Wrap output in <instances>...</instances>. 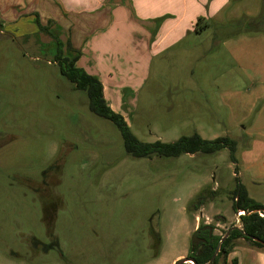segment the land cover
I'll list each match as a JSON object with an SVG mask.
<instances>
[{
    "label": "rangeland",
    "instance_id": "obj_1",
    "mask_svg": "<svg viewBox=\"0 0 264 264\" xmlns=\"http://www.w3.org/2000/svg\"><path fill=\"white\" fill-rule=\"evenodd\" d=\"M28 7L26 20L0 21V264H170L188 254L198 212L187 206L204 187L219 189L214 202L229 218L238 183L264 205L263 14L252 18H260L257 31L239 26L244 9L236 19L225 12L204 21L202 31L195 25L180 46L140 67L133 55L121 57L127 67L119 63L117 49L81 65L103 77L106 67L119 66L105 96L140 141L172 143L195 132L228 137L237 143L234 164L228 149L128 156L117 127L93 114L86 93L61 74L56 41L38 26L70 40L65 54L75 58L97 20L64 13L55 0H29ZM221 226L218 235L231 227Z\"/></svg>",
    "mask_w": 264,
    "mask_h": 264
},
{
    "label": "crops",
    "instance_id": "obj_2",
    "mask_svg": "<svg viewBox=\"0 0 264 264\" xmlns=\"http://www.w3.org/2000/svg\"><path fill=\"white\" fill-rule=\"evenodd\" d=\"M261 0H55L57 7L64 13L73 16H83L90 19L97 20L96 28L91 37L88 39L82 54L79 56L77 65L81 68L84 58L91 57H107L113 56L112 53L108 55L111 49L119 50L117 60L119 63L127 67V64L122 58L133 55L137 57L133 60V66L140 67L141 62L148 64L149 56L159 53L161 51L172 50L180 46L188 36L194 35V28L199 19H205L208 24L212 21L221 18L223 13L228 12L227 15L231 19L239 18L240 10L244 9L246 17L254 18L262 15L264 18V7L259 6ZM239 2L234 6V3ZM29 0H0V21L3 24L10 25L13 22L27 19ZM259 6V7H258ZM249 8V9H248ZM131 25L130 34L125 33L123 27ZM264 34V33H263ZM115 37H121L123 45L116 44L114 47L104 44L111 41ZM127 41V45L124 43ZM130 41V42H129ZM142 43V44H141ZM128 47V48H127ZM123 48L122 50H120ZM124 53V54H123ZM75 56V57H76ZM122 57V58H121ZM101 66V65H100ZM130 70L132 64L129 65ZM102 67V66H101ZM114 64L111 67H106L107 75L97 76L92 71L85 70L99 78L104 87V98L106 99V91L110 85H113V80L117 81L118 76L116 70L119 71V66L115 68ZM118 67V68H117ZM125 67V68H126ZM124 68V69H125ZM129 70V67L126 69ZM100 73L102 68L98 70ZM130 71V73H132ZM96 72V71H94ZM261 94L264 98V35L260 38L259 51V79ZM130 86L126 87L129 89ZM124 87L123 90L126 89ZM123 100V98H122ZM121 100V101H122ZM118 103V101H116ZM239 176V173H238ZM215 191V189H213ZM231 193V192H230ZM249 196V195H248ZM227 198L229 197L226 196ZM260 205V201L256 198H251ZM221 201V200H220ZM218 203L212 202L208 206H204L195 214L194 224L191 228V235L196 231L200 221H205L209 224L211 219L217 215H222L226 218L228 227L241 225L237 224V217L229 218L217 208ZM264 206V205H262ZM235 223V224H234ZM217 228H222L220 224ZM217 230L216 232H218ZM243 239L236 241V247L229 255L228 261L233 259L238 260V264H264V248L259 249L243 244ZM187 255L180 254L176 256L170 264H176L178 261L186 258Z\"/></svg>",
    "mask_w": 264,
    "mask_h": 264
},
{
    "label": "trees",
    "instance_id": "obj_3",
    "mask_svg": "<svg viewBox=\"0 0 264 264\" xmlns=\"http://www.w3.org/2000/svg\"><path fill=\"white\" fill-rule=\"evenodd\" d=\"M264 7V6H263ZM262 18V16H261ZM260 18L244 17V23L239 22L247 31H257L254 27ZM205 19L197 21V32H200L208 26L201 24ZM40 29L48 33L56 41L55 61L60 67L61 74L71 83L76 89L86 93L89 101V110L96 116L110 121L119 130L123 139L124 149L128 156L134 159L146 158H178L182 155L205 154L212 155L220 152L223 149L230 151L231 160L237 164L236 150L237 143L228 138L220 137L215 140H205L198 133L191 136H184L172 143H163L156 141L153 143H144L140 141L131 131L130 126L125 121L124 117L113 111L110 105L104 98V87L102 81L94 75L89 74L86 70L77 65L79 56L70 58L65 54L67 49L71 51L72 44L68 40L62 42L58 36L53 34L47 27L38 22ZM80 54V53H78ZM236 179L238 176V167L236 168ZM220 194L219 189L212 190L210 187H204L188 204L187 212H198L204 206L214 202ZM233 211L237 214L239 211L245 212V215L240 218L241 228L232 229L229 227L227 231L222 232V235L216 233L219 228L217 225H226L227 220L222 215H217L214 218V223L207 224L200 221L198 228L191 235L189 249L186 258L193 259L197 264H208L216 255L213 264H238L237 259L228 261L229 255L236 247V241L243 239L250 246L263 249L264 245L255 242L252 238H257L264 242V219L258 215L259 211L264 212V206L260 205L251 199L245 187L238 183L235 190L232 192ZM230 230L229 236L222 242V238ZM179 262V261H178ZM177 262V263H178ZM176 263V264H177ZM191 264V263H183Z\"/></svg>",
    "mask_w": 264,
    "mask_h": 264
},
{
    "label": "water",
    "instance_id": "obj_4",
    "mask_svg": "<svg viewBox=\"0 0 264 264\" xmlns=\"http://www.w3.org/2000/svg\"><path fill=\"white\" fill-rule=\"evenodd\" d=\"M237 226H233L231 228L235 229ZM230 230L225 234V236L222 238V242L225 241L227 239V237L229 236ZM255 242H258L262 245H264V242H262L261 240L257 239V238H252ZM216 259V255L211 259V261L208 264H213L214 261ZM183 263H191V264H197L193 259L190 258H184L183 260H180L177 264H183Z\"/></svg>",
    "mask_w": 264,
    "mask_h": 264
},
{
    "label": "built area",
    "instance_id": "obj_5",
    "mask_svg": "<svg viewBox=\"0 0 264 264\" xmlns=\"http://www.w3.org/2000/svg\"><path fill=\"white\" fill-rule=\"evenodd\" d=\"M244 215H245V212H243V211H239V212L237 213V215H236V217H237V224L241 225L240 218H241L242 216H244ZM258 215L260 216V218L264 219V212L259 211V212H258Z\"/></svg>",
    "mask_w": 264,
    "mask_h": 264
},
{
    "label": "flooded vegetation",
    "instance_id": "obj_6",
    "mask_svg": "<svg viewBox=\"0 0 264 264\" xmlns=\"http://www.w3.org/2000/svg\"><path fill=\"white\" fill-rule=\"evenodd\" d=\"M60 177H63V175H61ZM59 183H60V181H58ZM56 240V243L58 244V240L57 239H55Z\"/></svg>",
    "mask_w": 264,
    "mask_h": 264
}]
</instances>
